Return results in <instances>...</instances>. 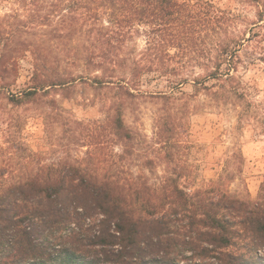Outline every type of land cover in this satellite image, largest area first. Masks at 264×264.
Instances as JSON below:
<instances>
[{
    "label": "trees",
    "instance_id": "trees-1",
    "mask_svg": "<svg viewBox=\"0 0 264 264\" xmlns=\"http://www.w3.org/2000/svg\"><path fill=\"white\" fill-rule=\"evenodd\" d=\"M251 2L258 20L242 32L245 11L214 0H79L72 14L93 21L107 15L109 27L105 35L98 33L102 43L85 50L63 48L58 56L41 45L25 50L33 58V73L30 85L10 97L15 105L69 88L79 78L71 70L80 63L95 74V83L113 85L116 92L109 101L104 161L92 154L80 163L64 161L0 177V264H264L259 257L264 180L257 199L243 198L228 188L226 180L235 179L230 175L198 187L189 167L176 163L170 151L165 153L170 167L159 187L127 163L135 135L125 112L145 94L147 78L168 83L172 93L182 92L190 82L185 73L195 62L205 71L194 83L202 85L200 90L247 103L250 86L238 76L240 67L264 65V0ZM137 26L149 28V39L141 57L129 64L125 44ZM249 43L258 52L245 62L240 53ZM22 51L0 47V91L6 84L12 88L11 76L17 81ZM170 131L161 119L156 136L162 150L170 149ZM120 143L121 154L115 151ZM146 166L153 169L154 160Z\"/></svg>",
    "mask_w": 264,
    "mask_h": 264
},
{
    "label": "rangeland",
    "instance_id": "rangeland-1",
    "mask_svg": "<svg viewBox=\"0 0 264 264\" xmlns=\"http://www.w3.org/2000/svg\"><path fill=\"white\" fill-rule=\"evenodd\" d=\"M78 1L0 0V47L24 49L19 54L17 81L11 76L7 82L14 83L12 88L7 89L6 84L0 91V177L36 172L43 165L64 161L80 163L92 154L98 161L105 160L108 107L116 90L113 85L95 83V74L86 73L82 63L71 70L79 78L69 88L20 106L10 100L31 82L33 58L25 50L41 45L52 49L55 56L63 48L85 50L104 41L98 33L105 35L109 27L107 15L93 21L79 13L72 14ZM214 1L245 11L242 32H249L251 23L258 20V8L251 0L241 4ZM72 31L78 34L66 37ZM148 39L147 26H137L132 31L125 44L129 64L141 57ZM254 46L249 43L241 51L245 62L251 60L250 53L258 52ZM61 53L63 65H68ZM204 74L198 64L192 63L185 73L190 82L182 87V92L174 93L168 83L147 78L142 86L145 94L138 96L125 112L126 124L135 135L127 163L135 174H145L153 186L159 187L170 167L165 160L166 151H170L168 155L171 153L176 163L189 167L198 187L230 175L235 179L226 183L232 193L257 199L264 180V65L248 69L241 65L238 73L250 86L246 99L252 104L250 108L247 103L217 98L200 90L201 84L194 83ZM160 92L168 93V97H161ZM51 99H57V105H49ZM161 119L170 125V149L162 150L158 144L156 133ZM115 151L121 154L124 145L116 144ZM148 159L154 160L153 169L146 166ZM259 257L264 260V251Z\"/></svg>",
    "mask_w": 264,
    "mask_h": 264
}]
</instances>
